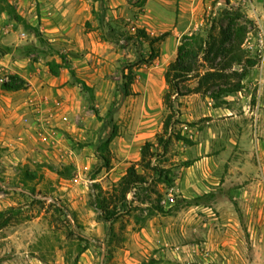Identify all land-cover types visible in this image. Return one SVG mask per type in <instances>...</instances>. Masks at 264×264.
<instances>
[{
    "label": "rangeland",
    "instance_id": "rangeland-1",
    "mask_svg": "<svg viewBox=\"0 0 264 264\" xmlns=\"http://www.w3.org/2000/svg\"><path fill=\"white\" fill-rule=\"evenodd\" d=\"M7 1L19 14L31 9V14H39L38 0ZM131 1L134 7L145 2ZM204 3L192 32L213 23L225 27L226 10H233L235 24L246 28L245 41L250 36L254 41L264 31V0ZM92 12L96 14L95 8ZM140 12L135 9L127 18L120 17L121 22L110 23L113 46L108 50L116 54L112 74L96 83V107L93 88L82 91L84 103L71 132L42 121L49 117L46 110L42 114L21 106L25 95L6 93L1 84L13 73L0 67V211L16 209L11 223L0 228V264H100L104 248L103 264H264V222H252L254 217H264V210L260 212L264 205V68L259 51L247 44L242 45L245 58L253 65L238 91L231 92L228 84L221 83L206 94L174 100L176 116L170 132L181 133L189 142L173 137L153 163L170 170L173 179L172 187L154 186L162 194L160 204L167 209L179 203L177 210L172 214L151 211V202L142 201L147 195L154 200L156 194L138 189L128 197L139 208L117 220L116 236L109 243L110 223L101 219L95 207L96 185L110 189L140 159L142 145L155 142L162 133L169 112L163 102L164 72L176 58L182 36L190 34L178 33V40L159 43V56L148 63L147 41L132 37L138 29L151 36L158 33L137 26ZM79 38L73 46H81ZM34 40L21 23L6 12L0 15V48L8 42L15 47L14 43ZM42 50L29 58L47 64L61 54L70 62L68 52L57 46ZM77 54L82 58L84 51ZM206 67L200 66V71ZM195 75L188 86L197 85ZM125 76L133 79L129 95L122 89ZM235 81L233 77L231 82ZM112 130L116 136L109 145L111 168L106 169L97 148ZM187 160L193 161L189 167L183 165ZM26 171L36 178H26ZM196 198L198 204L183 200ZM71 230L88 241L71 235Z\"/></svg>",
    "mask_w": 264,
    "mask_h": 264
},
{
    "label": "trees",
    "instance_id": "trees-1",
    "mask_svg": "<svg viewBox=\"0 0 264 264\" xmlns=\"http://www.w3.org/2000/svg\"><path fill=\"white\" fill-rule=\"evenodd\" d=\"M3 12L10 15L16 22L21 23L35 37L39 45L31 41L15 47H1L0 56L11 54L14 58H26L34 54L43 53V46L51 48V42L39 28L28 23L7 0H0V15ZM224 15L228 18V24L225 27H217L213 23L203 30L182 36L177 48L176 58L168 64L164 72L167 90L164 94L163 102L169 112L163 122V131L156 136V141H147L142 145L140 159L137 162H132L127 167L126 172L110 189L104 190L100 185H96L95 207L101 219L110 223L109 243H112L113 238L116 236L115 223L117 220L124 215L130 214L133 209L139 208L133 205L134 200L128 197L134 191L138 189L150 190L156 194L154 200H151V196L147 195L146 199L142 201V203H145V201L151 202V211L161 214H172L179 206V203H175L167 209L162 206L160 204L162 194L154 187L157 183L172 187L173 179L169 177L170 170L162 169L159 162L153 163V159H159L167 151L173 137L177 140L189 142V139L181 133L170 132L172 122L176 116L174 100L190 94H206L212 87L221 83L228 84L230 86L229 90L236 92L241 88L242 80L248 75L249 68L253 65V62L245 58V51L242 47L246 38V28L235 24L233 10H226ZM169 35L170 32L166 31L159 35L151 36L144 29H138L132 38H140L147 41L150 47L147 62L150 63L159 56L157 45ZM58 55L61 59L60 62L56 59H51L47 62L49 72L54 76H58L61 68H68L73 76L72 82L74 84H78L82 91L91 90L85 81L75 76V72L71 69L66 57L61 54ZM200 66L207 67L200 71ZM235 66H241L240 70L234 69ZM193 74H196L198 82L195 87H190L186 83L192 78ZM233 77L237 78V81L232 83L231 79ZM125 78L127 81L122 89L125 95H129L131 94L130 85L133 79L131 76H125ZM28 86L27 80L19 74L9 75L8 79L1 84V88L9 92L25 90ZM115 136L116 132L112 130L110 135L97 148L98 155L103 161L102 166L106 169L111 168L109 145ZM192 164V160L183 162L185 167H189ZM25 176L28 179L36 178V174L29 171L25 172ZM183 200L187 205L198 204V198L193 199V201ZM37 201L46 202L43 199H37ZM50 206L57 211H63L55 202H51ZM15 210V207H10L5 211H0V228L11 223L12 219L15 218ZM237 212L241 218L240 209H237ZM243 228L246 230L245 226ZM70 234L77 236L81 240L88 241V239L74 233L73 230L70 231Z\"/></svg>",
    "mask_w": 264,
    "mask_h": 264
},
{
    "label": "crops",
    "instance_id": "crops-1",
    "mask_svg": "<svg viewBox=\"0 0 264 264\" xmlns=\"http://www.w3.org/2000/svg\"><path fill=\"white\" fill-rule=\"evenodd\" d=\"M39 14L19 11L20 15L28 23L37 26L52 45L68 52L71 69L75 76L86 82L93 88L96 107V83L105 80L112 74L115 52L111 53L113 46L108 28L110 23H115L120 17L134 13L135 9L141 10L136 14L137 26L145 27L149 32H170V35L162 41L171 42L178 40V33H191L196 25L198 17L204 10V0H145L142 6L134 7L130 0H96V4L90 5V0H38ZM131 2H135L132 0ZM95 8L96 14L92 12ZM29 14V15H27ZM86 26L90 29L87 30ZM80 32L81 46H73L74 39ZM79 38V39H80ZM34 42L38 45L37 41ZM13 46V43H6ZM20 43H14L18 46ZM67 48H65V46ZM84 51L80 58L78 50ZM74 50V51H73ZM58 62L60 57L55 58ZM0 67L10 70V73L19 74L27 80L29 86L25 90L8 92L23 94L27 98L21 106L33 111L46 110V116L42 121L49 120L68 132L75 128L77 110L84 103L83 92L78 84L72 82L73 76L68 68H61L58 76L49 72L47 64H43L29 57L12 59L11 54L0 56ZM98 86V84H97ZM17 96V95H15ZM264 205H260V212ZM255 224L263 223L264 217H254ZM257 232L255 233V235Z\"/></svg>",
    "mask_w": 264,
    "mask_h": 264
},
{
    "label": "built area",
    "instance_id": "built-area-1",
    "mask_svg": "<svg viewBox=\"0 0 264 264\" xmlns=\"http://www.w3.org/2000/svg\"><path fill=\"white\" fill-rule=\"evenodd\" d=\"M25 35V33H23ZM248 45V47L257 49L259 51L260 65L264 68V31L260 32L258 37L252 40L250 36L245 42L244 45ZM8 79V76L4 78V81Z\"/></svg>",
    "mask_w": 264,
    "mask_h": 264
},
{
    "label": "water",
    "instance_id": "water-1",
    "mask_svg": "<svg viewBox=\"0 0 264 264\" xmlns=\"http://www.w3.org/2000/svg\"><path fill=\"white\" fill-rule=\"evenodd\" d=\"M122 80H123V79H122ZM122 80H121V82H122ZM104 258H105V248H104V251H103V253H102V257H101L100 264H103V262H104Z\"/></svg>",
    "mask_w": 264,
    "mask_h": 264
}]
</instances>
